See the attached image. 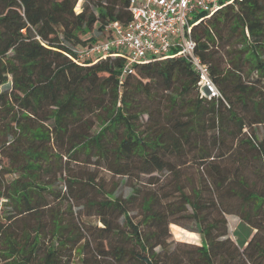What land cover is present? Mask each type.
I'll use <instances>...</instances> for the list:
<instances>
[{
  "label": "trees",
  "instance_id": "trees-1",
  "mask_svg": "<svg viewBox=\"0 0 264 264\" xmlns=\"http://www.w3.org/2000/svg\"><path fill=\"white\" fill-rule=\"evenodd\" d=\"M230 1L192 33L221 95L207 100L182 57L124 74L68 57L128 22V0H0V264H264V0ZM96 170L156 189L117 197ZM72 207L102 224L93 244ZM228 216L253 230L242 245Z\"/></svg>",
  "mask_w": 264,
  "mask_h": 264
},
{
  "label": "built area",
  "instance_id": "built-area-1",
  "mask_svg": "<svg viewBox=\"0 0 264 264\" xmlns=\"http://www.w3.org/2000/svg\"><path fill=\"white\" fill-rule=\"evenodd\" d=\"M220 1L128 0V22L109 23L100 39L81 49H73L68 57L77 65H93L110 58H121L124 60L122 74L131 72L133 65L182 57L198 74L200 97L217 100L221 95L209 75L208 66L195 53L192 33L201 21L232 2ZM202 13L205 16L198 19Z\"/></svg>",
  "mask_w": 264,
  "mask_h": 264
},
{
  "label": "rangeland",
  "instance_id": "rangeland-1",
  "mask_svg": "<svg viewBox=\"0 0 264 264\" xmlns=\"http://www.w3.org/2000/svg\"><path fill=\"white\" fill-rule=\"evenodd\" d=\"M80 4V3H79ZM76 11H79V5L76 6L75 8ZM95 37L97 39H100L101 35H98V33H94ZM3 88V87H2ZM1 90V88H0ZM261 131V130H260ZM195 168L192 166H188L186 169L187 173H193L195 175ZM94 168L92 166H88V167H84V171H89V172H94ZM79 171V168L78 170ZM76 171V172H77ZM99 177H102V179H104L107 182V188L109 190H113L115 196L117 197H122L124 199L128 198L130 195H132L134 192V188L137 186H141L143 191L147 192V191H152L154 189H156V187L154 186H149L147 184H145L147 182L148 176H140L138 179L139 181H137V183H135L133 180H131L130 178L127 177H114L112 176L109 172L104 171V170H96L95 171ZM166 173H162V174H154V177L156 179L159 180L158 182V187L162 184L161 181L163 179V176H165ZM58 188V187H56ZM58 190V189H56ZM62 193H64V189H61ZM65 205V206H64ZM68 204L63 203L62 209L67 208ZM77 209L76 207H72V212L74 213L73 218H74V223L77 227V229H79L80 233L84 236L85 240L93 242L92 236H91V232L93 227L97 226V227H102V224L94 217H86L83 215H79L77 213ZM129 215L131 217H133V221H137L140 217V208L139 206L133 205L130 207V212ZM233 218L230 216V222L228 221L227 225H228V230H229V234H230V239L234 242L237 243L238 245H242L246 240H248L252 234H253V230L248 227L245 224H239V226L234 227L233 224ZM179 221H181V224H184L185 227H189L193 230H197L194 223L191 220L188 219H182L179 218ZM122 222V218L120 219V223ZM169 231L171 233V240L176 242H184L190 245H196V246H200V244L202 243V235H200L199 233H193L190 232L188 230L183 229L180 226H176V225H169ZM156 251H159V248H156ZM79 263V255L74 254L73 255V264H78Z\"/></svg>",
  "mask_w": 264,
  "mask_h": 264
},
{
  "label": "crops",
  "instance_id": "crops-1",
  "mask_svg": "<svg viewBox=\"0 0 264 264\" xmlns=\"http://www.w3.org/2000/svg\"><path fill=\"white\" fill-rule=\"evenodd\" d=\"M231 217H234V216H231ZM227 220L230 222V216L227 217ZM232 222L234 224V227L240 224V220L237 217H234Z\"/></svg>",
  "mask_w": 264,
  "mask_h": 264
}]
</instances>
